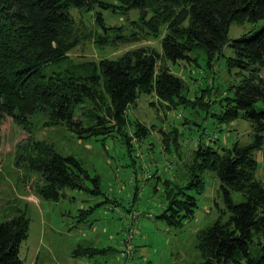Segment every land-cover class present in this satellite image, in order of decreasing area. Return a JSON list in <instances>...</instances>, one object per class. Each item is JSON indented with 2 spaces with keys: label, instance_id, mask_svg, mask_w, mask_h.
Wrapping results in <instances>:
<instances>
[{
  "label": "trees",
  "instance_id": "1",
  "mask_svg": "<svg viewBox=\"0 0 264 264\" xmlns=\"http://www.w3.org/2000/svg\"><path fill=\"white\" fill-rule=\"evenodd\" d=\"M95 1L0 0V122L12 117L28 124V117L39 113L48 115L51 124L68 126L80 138L119 133L132 156L133 137L142 141L150 133L145 123L129 116L141 93H156L168 108L196 106L201 97H188L186 81L169 62L189 60L195 50L205 52L212 61L229 45L233 50L229 65L241 70V79L220 101L217 118L221 124L247 119L252 141L242 144L237 139L222 149L200 142L206 151L199 156L198 145L191 163H186L187 183L163 180L167 204L158 217L169 227H182L184 219L192 218L206 186L204 170L210 168L220 179L227 208L197 232L201 261L185 264H264V180L257 175L258 153L264 148V24L248 35L229 37L234 22L264 20V0H117L119 4L100 0L113 11L137 9L139 17L131 22L144 37L160 38L162 49L141 46L117 58L85 61L80 72L45 73L47 65L69 59L70 51L83 39L76 32L78 21L71 9L91 10ZM94 15L96 26L101 24L107 31H99L103 45L142 36L136 30L123 33L121 25L106 26L101 10ZM116 29L121 32L111 36L109 31ZM17 152V163L24 166L29 185L40 197L59 201L66 196V188L104 193L99 175L91 176L75 155L60 153L54 143L35 139L31 133ZM137 172L136 167V176ZM233 191L242 192L245 199L235 202ZM29 230L26 212L0 222V264H26L21 246ZM112 248L79 244L73 256H95Z\"/></svg>",
  "mask_w": 264,
  "mask_h": 264
},
{
  "label": "rangeland",
  "instance_id": "2",
  "mask_svg": "<svg viewBox=\"0 0 264 264\" xmlns=\"http://www.w3.org/2000/svg\"><path fill=\"white\" fill-rule=\"evenodd\" d=\"M106 1L119 4L117 0ZM112 9L105 8L100 0L93 2L91 10L72 8L71 12L78 21L76 32L83 39L70 51L69 59L47 65L43 68L44 72L50 74L65 69L80 72L85 61L117 58L125 51L141 46L150 45L162 49L160 38L144 37L142 29L131 22L139 17L137 9ZM98 10L102 11L106 26L121 25L122 32L128 34L136 30L142 34L141 38L134 41H111L103 45L99 35L107 31L101 24L99 27L95 24L94 13ZM263 24L264 20L254 24L234 22L229 37L234 39L243 34L248 35ZM109 32L113 36L121 30ZM232 55L233 50L227 45L223 54L216 55L212 61H209L205 52L195 50L189 60L169 62L173 72L186 81L188 97L191 100L201 97L199 100L202 103L196 106L179 104L168 108L162 106L156 93H141L130 107L129 116L145 123L150 133L142 141L133 137L136 150L132 151V156L127 152L124 136L119 133L106 138L102 135L80 138L68 126L51 124L48 115L39 113L30 115L28 124L12 117L0 122V222L21 212H26L30 218L29 236L21 246V256L26 264H51L52 259L57 264L58 260H74L71 252L79 244L85 247L116 246L127 230V218L121 216L120 210L127 212L126 206H129V201H134L135 196L134 211L141 215L138 224L139 230L143 226V232L138 233L133 264H185L201 261L196 247L197 232L212 224L219 217L220 210L227 208L220 179L212 169L204 170L205 189L198 195L194 216L184 219L182 227H169L158 217L167 204L162 182L168 178L180 185L187 183L186 163H191L198 145L199 156L206 151L200 142L222 149L237 139L242 144L252 141V126L247 119L238 118L221 124L217 118L222 110L220 101L232 93L233 85L241 79L238 74L241 70L229 65L228 57ZM128 131L133 135L131 128ZM31 133L35 139L54 143L60 153L75 155L91 176L99 175L104 193L93 195L66 188V196L59 201L38 196L29 185L30 178L26 177L24 166L17 163V147ZM258 157L257 175L264 180V148ZM132 161H135L134 165ZM146 162L150 169L144 170ZM136 167L139 188L135 187ZM147 170L153 176L144 179ZM107 197L116 198L122 207L107 209L105 202H102ZM232 198L235 202L245 199L239 191H233ZM83 208L90 211L78 210ZM146 213H152L153 217ZM84 258L86 262L83 264H127L114 251Z\"/></svg>",
  "mask_w": 264,
  "mask_h": 264
},
{
  "label": "crops",
  "instance_id": "3",
  "mask_svg": "<svg viewBox=\"0 0 264 264\" xmlns=\"http://www.w3.org/2000/svg\"><path fill=\"white\" fill-rule=\"evenodd\" d=\"M145 166H143L144 167V170H146V169H150V167H149V165L147 164V162L144 164ZM148 165V166H147ZM137 177V181L139 180V176L137 175L136 176ZM136 181V180H135ZM137 181H136V185H135V187H138V183H137ZM139 188V187H138ZM108 198V200H103L104 202H105V204L106 205H104L105 207H107V209H110V208H112V209H115V208H121L122 207V205H121V202L120 201H118L116 198H109V197H107ZM102 201V202H103ZM134 202H135V199H134V201L133 202H128L129 203V206H126V209L128 210L127 212H122V210H120V214H121V216H123V217H125V218H127V220H126V225H127V227L125 226V230L127 229L128 230V228L130 227V225H131V220H132V217H133V215H132V213L134 212ZM84 206V205H83ZM78 210H80V209H78ZM82 210H85V208H83ZM131 215H132V217H131ZM142 227L143 226H141L140 227V230H139V234H142ZM127 230L124 232V234L127 232ZM138 233H137V236H136V240H135V242H134V245H135V243H136V250L134 251V249H133V251L135 252V255L133 256V257H135L136 256V253H137V245H138V240H139V235H138ZM124 236H122L119 240H118V242H117V245L116 246H106V247H100V248H110V247H113L112 249V251H114V252H116L117 254H119L121 257H123L122 256V254H121V250H122V248H121V243H122V238H123ZM118 246V247H117ZM111 251V252H112ZM71 254L73 255V252H71ZM84 257H89V258H91V256H88V255H83V256H78V257H75L74 256V260H69L68 262H62V261H60V260H58V262H59V264H83V263H85L84 262V260H85V258ZM83 258H84V260H83ZM124 258V257H123ZM135 259V258H134ZM74 261H75V263H74ZM133 262V261H132ZM50 263L51 264H57L56 262H55V260L54 259H52V260H50Z\"/></svg>",
  "mask_w": 264,
  "mask_h": 264
},
{
  "label": "built area",
  "instance_id": "4",
  "mask_svg": "<svg viewBox=\"0 0 264 264\" xmlns=\"http://www.w3.org/2000/svg\"><path fill=\"white\" fill-rule=\"evenodd\" d=\"M150 171V170H149ZM145 178L151 177V173H148V170L145 172ZM148 216H152V213H148ZM141 215L134 214L131 220V225L128 228L127 232L125 233L124 237L122 238L121 243V254L126 259L127 264H132V256H133V249H134V242L136 240V236L139 229L138 220Z\"/></svg>",
  "mask_w": 264,
  "mask_h": 264
}]
</instances>
